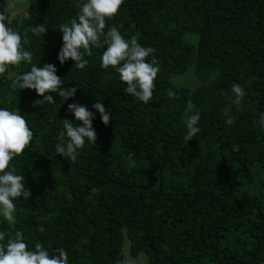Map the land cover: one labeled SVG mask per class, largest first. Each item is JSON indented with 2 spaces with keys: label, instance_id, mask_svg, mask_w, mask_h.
<instances>
[{
  "label": "trees",
  "instance_id": "obj_1",
  "mask_svg": "<svg viewBox=\"0 0 264 264\" xmlns=\"http://www.w3.org/2000/svg\"><path fill=\"white\" fill-rule=\"evenodd\" d=\"M77 2L31 0L11 16L0 0L8 26L27 35L33 63L55 65L64 87L77 88L67 101L53 94L54 103L33 107L43 99L35 90L11 88L31 65L0 76V108L18 109L34 134L11 162L31 196L14 201L15 224L0 217L6 240L22 231L30 250L37 242L50 255L64 248L69 264H121L123 238L145 264H264V0H124L105 31L115 26L155 49L147 61L155 57L160 71L147 104L125 91L114 69L100 67L104 48H94L82 70L71 59L60 64L58 26L77 15ZM40 24L47 33L33 35ZM185 34L195 36L193 45ZM191 65L197 87L169 83ZM234 84L246 92L239 106ZM97 100L111 113L108 126L92 107ZM189 102L200 113L190 141ZM71 103L94 113L97 134L75 162L55 152L60 121L82 126Z\"/></svg>",
  "mask_w": 264,
  "mask_h": 264
},
{
  "label": "clouds",
  "instance_id": "obj_2",
  "mask_svg": "<svg viewBox=\"0 0 264 264\" xmlns=\"http://www.w3.org/2000/svg\"><path fill=\"white\" fill-rule=\"evenodd\" d=\"M123 3L124 0L77 2L76 7L79 9L77 15L58 26L62 33V47L58 59L61 65L71 59L74 61V67L82 70L89 63L85 57H91L94 48H104L100 67L114 69L120 80L127 85L125 91L147 104L153 97L155 81L160 71L155 57L150 63L147 61L155 49L141 46L136 36L126 40L115 26L105 31L107 21L118 15ZM6 21H9V17L0 14V76H3L10 67L18 68L22 63L31 65L29 71L15 77L11 88L35 90L43 99L36 100L33 107L54 103L53 94H58L64 101L75 97L77 88L64 87L63 79L56 74L55 65L44 64L43 67H37V64L33 63V53L25 48V45L29 44L27 35L22 38L21 34L9 27ZM31 31L35 36H44L47 27L40 24L34 26ZM232 92L235 95L232 103L239 106L246 92L239 84L233 85ZM176 95L171 89L168 91L170 98ZM92 107L98 111L102 123L108 126L111 113L103 103L97 100ZM227 111L225 109L226 114ZM68 112L72 113L75 121L80 122L82 126L74 124L73 120L67 118L60 121L63 130L59 133L55 152L69 162H75L86 141L96 144L97 134L92 123L95 115L87 106L79 103L68 104ZM185 113L184 123L187 131L184 139L190 141L200 132L197 126L200 113L191 102L188 103ZM233 122L231 118L227 120L229 125ZM33 136L27 120L18 109L0 108V217L9 224L16 222L14 201L20 197L27 201L31 196L30 190L25 187V177L16 174L11 162L14 158L22 156L31 146ZM55 253L50 255L39 242L35 243L34 250H30L22 231H15L14 237L7 240L6 233L0 231V264H69L68 254L64 248H57Z\"/></svg>",
  "mask_w": 264,
  "mask_h": 264
},
{
  "label": "rangeland",
  "instance_id": "obj_3",
  "mask_svg": "<svg viewBox=\"0 0 264 264\" xmlns=\"http://www.w3.org/2000/svg\"><path fill=\"white\" fill-rule=\"evenodd\" d=\"M30 1L31 0H4V11L11 16H20L23 14ZM182 40L188 45H193L195 43V36L192 34H185ZM212 79L213 76H209L205 83L211 82ZM169 83L175 87L190 90L199 85V82L193 75V65L188 66L181 74L170 76ZM121 264H145V256L143 254H138L135 258H131L126 238H123L121 244Z\"/></svg>",
  "mask_w": 264,
  "mask_h": 264
},
{
  "label": "built area",
  "instance_id": "obj_4",
  "mask_svg": "<svg viewBox=\"0 0 264 264\" xmlns=\"http://www.w3.org/2000/svg\"><path fill=\"white\" fill-rule=\"evenodd\" d=\"M6 22H8V21H6Z\"/></svg>",
  "mask_w": 264,
  "mask_h": 264
}]
</instances>
